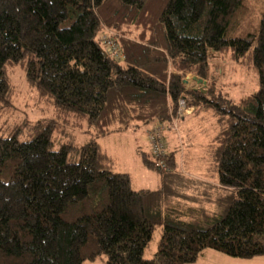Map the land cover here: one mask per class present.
Here are the masks:
<instances>
[{
	"label": "trees",
	"instance_id": "1",
	"mask_svg": "<svg viewBox=\"0 0 264 264\" xmlns=\"http://www.w3.org/2000/svg\"><path fill=\"white\" fill-rule=\"evenodd\" d=\"M244 1L0 0V264L264 255V13L256 35L228 36ZM105 29L118 35L120 59ZM214 55L257 69L259 89L228 98L213 79ZM18 71L53 118L10 122ZM191 78L200 86L189 88ZM181 99L193 108L179 122L194 173L179 168L180 148H170L169 169L140 149L160 185L133 189L98 138L171 123ZM191 117L214 120L207 143L182 124ZM67 128H86L90 139L60 141ZM159 226L161 244L146 258Z\"/></svg>",
	"mask_w": 264,
	"mask_h": 264
},
{
	"label": "rangeland",
	"instance_id": "2",
	"mask_svg": "<svg viewBox=\"0 0 264 264\" xmlns=\"http://www.w3.org/2000/svg\"><path fill=\"white\" fill-rule=\"evenodd\" d=\"M264 13V0H245L242 9H238L231 20L228 36L249 37L256 35L259 30L260 21ZM214 64L213 79L220 83L223 93L234 100H239L259 89V76L257 69L244 70L235 68L231 62H223L219 56L214 55L212 60ZM14 83L21 86V92L15 103L10 122L16 120H41L53 118V108L43 102H37L36 92L31 90L25 83L22 72L18 71L14 78ZM192 78L188 87L200 86ZM191 112L183 117L190 115ZM182 117V118H183ZM181 119V118H180ZM179 119V121H180ZM214 120L209 117L206 121L199 118H190L182 124L185 128L192 126L191 136L196 137L200 144L208 142L213 135L212 123ZM178 130H169L167 132V142L169 149L180 148L179 168L183 171L188 170L189 157L184 158L185 147L184 138L180 133V122ZM192 124V125H191ZM149 125L135 124L129 130L116 132L110 135L98 138L101 148L106 150L114 159V170L118 172H127L132 178V187L135 190L157 189L160 185V176L157 172L145 167L139 150L151 153L150 139L148 136ZM151 128V127H150ZM67 134L60 141H72L77 144H83L90 138L89 132L84 129H66ZM196 147L195 149H198ZM192 159L190 158V162ZM183 165V168L181 166ZM186 165V166H185ZM194 173V172H193ZM163 227L156 228L153 238L145 249L144 256L152 258L156 255L161 244ZM107 255L101 254L96 261H87L85 264H107ZM199 264H255L258 261L264 264V255L250 259L234 258L220 251L207 249L206 255Z\"/></svg>",
	"mask_w": 264,
	"mask_h": 264
},
{
	"label": "built area",
	"instance_id": "3",
	"mask_svg": "<svg viewBox=\"0 0 264 264\" xmlns=\"http://www.w3.org/2000/svg\"><path fill=\"white\" fill-rule=\"evenodd\" d=\"M102 40L112 56L118 59L122 57L120 45L117 41L118 35L113 30L105 29ZM192 110L193 108L186 106L185 99H181L178 117L173 118L171 123L157 122L149 128L148 136L150 139L151 154L157 160L160 167L169 169L167 164V157L169 155V145L166 137L167 132L169 130H178L179 119Z\"/></svg>",
	"mask_w": 264,
	"mask_h": 264
},
{
	"label": "crops",
	"instance_id": "4",
	"mask_svg": "<svg viewBox=\"0 0 264 264\" xmlns=\"http://www.w3.org/2000/svg\"><path fill=\"white\" fill-rule=\"evenodd\" d=\"M151 126V125H150ZM206 255V251L203 253V255L199 258V260L197 261V262H195V263H192V264H199V263H201V259L202 258H204V256ZM263 262H261V261H258V262H256L255 264H262Z\"/></svg>",
	"mask_w": 264,
	"mask_h": 264
},
{
	"label": "water",
	"instance_id": "5",
	"mask_svg": "<svg viewBox=\"0 0 264 264\" xmlns=\"http://www.w3.org/2000/svg\"><path fill=\"white\" fill-rule=\"evenodd\" d=\"M103 53H104L105 56H108V54L104 50H103ZM199 81H201V80H199Z\"/></svg>",
	"mask_w": 264,
	"mask_h": 264
}]
</instances>
